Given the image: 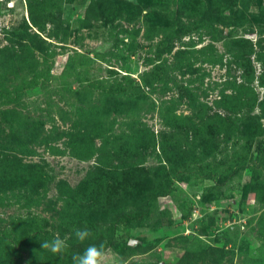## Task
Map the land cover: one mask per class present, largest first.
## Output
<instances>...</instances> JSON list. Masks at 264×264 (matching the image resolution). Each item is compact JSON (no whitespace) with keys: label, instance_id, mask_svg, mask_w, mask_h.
Listing matches in <instances>:
<instances>
[{"label":"rangeland","instance_id":"374dc122","mask_svg":"<svg viewBox=\"0 0 264 264\" xmlns=\"http://www.w3.org/2000/svg\"><path fill=\"white\" fill-rule=\"evenodd\" d=\"M101 243L264 264V0H0V264Z\"/></svg>","mask_w":264,"mask_h":264},{"label":"clouds","instance_id":"9594fccd","mask_svg":"<svg viewBox=\"0 0 264 264\" xmlns=\"http://www.w3.org/2000/svg\"><path fill=\"white\" fill-rule=\"evenodd\" d=\"M74 235L78 241L83 243L88 239L92 232L85 225L83 228H74ZM42 249L48 250L53 254L63 255L68 248V243L65 238H61L59 234H56L51 241H43ZM105 252L104 244L99 246L89 245L83 251V253H73L72 264H104Z\"/></svg>","mask_w":264,"mask_h":264},{"label":"trees","instance_id":"16d2710c","mask_svg":"<svg viewBox=\"0 0 264 264\" xmlns=\"http://www.w3.org/2000/svg\"><path fill=\"white\" fill-rule=\"evenodd\" d=\"M19 177H21V175H19Z\"/></svg>","mask_w":264,"mask_h":264}]
</instances>
